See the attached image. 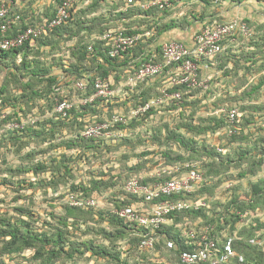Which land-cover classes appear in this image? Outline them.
Returning a JSON list of instances; mask_svg holds the SVG:
<instances>
[{"label": "rangeland", "instance_id": "obj_1", "mask_svg": "<svg viewBox=\"0 0 264 264\" xmlns=\"http://www.w3.org/2000/svg\"><path fill=\"white\" fill-rule=\"evenodd\" d=\"M38 1L44 3L41 7L42 13L29 19L32 24H39L40 17L45 16L46 13L48 15V12L53 9V5H49L47 0ZM144 1L147 0H133V3H128V0H106L103 3L100 1L94 11H89L88 6L82 0H78L75 5L76 12L73 15L75 18L71 22L74 23L77 17L83 15V13H79L80 11L85 12L84 21L95 20V25H90L95 35H98L96 33L103 27L106 28V31L125 30L127 32L135 26L136 28L133 30H144V32L135 34L143 35L151 32L147 37H143L147 39L144 40V43L140 44V40L137 46L132 49L133 52H137L138 57L131 59L127 68L120 69L108 78L111 82L110 88L112 90L119 88L120 92L109 103L103 104L102 113L99 116L103 119L101 122L111 120L115 114L129 116L132 108L143 103L140 101L141 99L156 98L159 88L168 83L169 75L164 73L154 81L151 86L152 90L143 98L140 97L141 99L138 95L140 94L139 87L133 91L122 87L127 77L132 75L138 66L147 62L152 56L158 62L162 57V44L165 42L160 40L161 38L156 33L154 34V25L158 24L159 26L161 22L160 19H156L157 22L153 24L143 17V11L137 5ZM206 3L209 5V2ZM128 4L131 6L127 7ZM196 7L201 8L199 12L196 11L198 9ZM180 8L176 12L182 11L185 16L182 15L175 22L179 25L182 24L184 28L195 24L191 20H186V16L192 14L198 18L205 9L203 6L199 7V5L191 3L184 4ZM124 9L127 10L126 13H130V10L135 12L132 17L136 16L137 18L123 20L119 16L120 13L114 14L116 11L121 12L120 10ZM170 9L172 8H166L163 11L155 10L153 16L162 19L169 14ZM138 10L140 13H136ZM93 12L95 14H92ZM237 13L239 17L242 16L241 10H238ZM28 16L25 14L27 19ZM71 22L68 23V26H71ZM217 22L225 23L229 20ZM244 22L249 27L251 35L249 37L238 35L235 41L227 43L237 46L238 52L234 53L232 49L227 56L221 54L211 62L199 64L197 80L202 83V86L179 89L180 103L161 105L162 107L157 108L158 110L151 116L145 120L142 119L137 124L138 126L144 124L142 129L139 127L128 128L127 131L131 135L133 133L135 139H124L123 131L122 137L112 135L94 153L86 150L81 151L79 148L69 150L63 145L64 143L60 144V140H67L69 135L74 134L76 128H69V124L67 127L61 128L60 124L54 125L45 121L43 116L49 109L45 95L49 86L45 82L41 83L39 79L55 77L56 85L60 86V90L57 92L59 96H67L75 106H80L79 101L84 96L75 90L72 83L69 82L71 77H79L69 74L68 70L69 66L75 63L72 53L76 51L75 48L78 44L91 40L95 35L89 36V31L84 30L69 40L68 33L54 39L50 45L37 43L26 53L25 57L22 52L15 59L12 57L2 59L0 62V89L3 91L0 94V99H2L0 102V221L3 220L7 223L21 219L28 223L32 229L36 228L47 234L49 229L41 222L46 220L55 226L49 214L54 213L56 216L66 214L63 206L67 203L66 196L71 185H88L90 180L95 178L106 183H116L115 186L118 188L131 177H144L149 174L150 169L156 166L155 160L165 158L162 155L164 151L168 152L167 158L172 159L180 157L193 159L198 163L202 161V158L211 159L209 164L212 166L202 168L203 175L209 182L202 186L198 184L193 186L192 189H196V192L194 194L190 192L187 199L193 202L201 201L205 204L206 207L200 208L202 210V216L199 217L201 220L211 215L216 217L220 213L228 214L229 209H234L231 205L227 207L232 199L241 201L239 205L243 207V210H246L244 208H247L248 204L243 203L252 196V185L264 180V158L257 157L264 146V23L257 26L256 24L252 25L251 21L244 20ZM74 28L77 32V28L73 26L72 29ZM197 33L193 35L195 36ZM143 44L146 46L143 50L147 49V52L141 55L143 50L140 47ZM252 44L255 50L245 51ZM149 50L150 52H148ZM132 51L130 50V52ZM130 56L132 55L129 54L128 57ZM144 57H147L146 60H143ZM22 60L26 61L27 68L23 66ZM137 62L140 63L135 65ZM215 62L218 67H223L227 62H230L231 65L228 69L218 71V80H224L221 83L222 88L220 86L217 88L214 83L216 72L215 65L212 63ZM90 75L95 76L94 73ZM216 90H221L217 97L215 96ZM233 107H236L240 114L238 124L227 122L225 111H223ZM179 108L182 113L178 110ZM211 118L224 120L219 130L216 132L209 130L201 135H195V133L188 135L198 143L197 151H193L191 148L184 150L177 142L168 139L169 132L179 128L182 124L194 122L196 125L203 124L204 127H215V123L209 121ZM14 124L24 125L22 128H15ZM27 128H30L27 133L17 132L19 137L14 133L13 138L16 139L10 135V130L23 131ZM229 129L234 130L232 134L228 133ZM41 131L46 136V142H43L35 133L39 132L40 134ZM243 152L248 153L246 157L243 156L239 160ZM214 153L215 155L210 156ZM39 161L46 165V172H35L34 168ZM155 168L157 169V167ZM51 172L56 174L55 182L58 186L55 191L47 188L46 185L40 186L39 184L40 180H48ZM100 202L103 203L102 200ZM252 204L258 209L257 216L263 220L264 202L260 199H253ZM193 217L188 218L192 220ZM78 218L83 221L80 216ZM49 219L51 220L49 221ZM72 221L70 220V222ZM84 222L86 224H82V226L68 228L70 241L100 243L104 241L101 230L112 229L108 221H103L99 217L91 218V220L87 218ZM5 229L6 224L0 223V231ZM174 231L178 230L174 229ZM248 236V234L245 235V237ZM8 240V237L5 239L0 237V263L41 264L32 258L33 250L6 254L4 247ZM78 249L79 253L74 254L72 259L68 260L62 257L61 260L55 259L51 264L100 263L90 257V252H84L83 246ZM165 253L163 246L161 251L155 247L149 257L156 259L165 256Z\"/></svg>", "mask_w": 264, "mask_h": 264}, {"label": "trees", "instance_id": "obj_2", "mask_svg": "<svg viewBox=\"0 0 264 264\" xmlns=\"http://www.w3.org/2000/svg\"><path fill=\"white\" fill-rule=\"evenodd\" d=\"M62 1L63 0H54V2L57 3L56 6L61 4ZM82 1L84 2L89 1V3H87L88 6L87 9L89 11H94L96 10V7L98 6L100 1L103 3L106 0H82ZM200 1L208 2L207 0H200ZM56 6L50 12H48L49 13L48 15L46 13L45 16L42 15V17H40L39 24H42L44 21H50L53 18L55 14ZM137 6L140 8V5ZM75 12L76 9L74 7L65 24H63L60 27H55L53 29L47 30L46 34L41 35L36 40L35 45L37 43L41 45H50L51 43H53L54 39L63 37L65 34L68 33H69L68 36L69 40H72L78 33L84 30L89 31L90 34L89 36L95 35L94 32L92 31V28H90L91 24L95 25L94 23L95 20L84 21L83 15L85 14V12L80 11L79 13H83V15L77 17L75 22L72 23L71 20L75 18L73 16ZM153 12L154 11H152L151 9V12L143 13V17H146L147 15H149V13H153ZM134 13L135 12L133 11L131 12L130 10V13H121L119 14V16L123 20L124 19L130 20V18H132V16L134 15ZM136 13H140L139 10ZM19 15L22 18V23L20 27L25 28L27 25H34L31 23L30 20L27 21L26 20L27 18L25 16L21 14ZM69 22H71V26H68ZM73 26L77 28L78 30L77 32L75 31V28L72 29ZM154 26H155L154 34L156 33V35L159 36L161 30L167 29L171 25H167L163 29L160 26H158V24H155ZM105 29H106L105 27L99 29L98 33H96L98 35H95L91 40L83 41L79 43L78 46L75 48L76 51L72 53L73 57H75V63L69 66L68 71L69 74L75 75L79 78L71 77L69 82H71L72 86H74L76 81L85 80L86 91L85 93H83L84 97L92 94V85L96 79L98 78L108 79L110 76H112V74H116L120 69L127 68V64L131 63V59L138 57L137 52L132 51V49L135 48L133 47L132 49H130L132 52L128 50L125 53L121 54L120 57L111 58L108 55V48L107 46L104 45V42L95 39V37L101 36L104 32H106ZM139 32L140 31L132 30V29L127 30V32L125 31L126 34H130V35ZM154 34L152 35L154 36ZM10 35H13V33H11ZM144 40L147 39L145 38L141 39L140 44L141 42L144 43ZM89 46H91V50L88 49ZM144 46L145 45L143 44V46L140 47L141 50H143V48L146 47ZM31 48L25 45L24 47L18 50H13L7 53H0V62L2 59H6L9 57L15 59L22 52H24V57H25L26 53L29 50H31ZM145 52H147V49L145 51L144 50L141 51V55H144ZM127 54L128 55L130 54L132 56L128 57ZM222 54H225V52H223ZM225 55L227 56L228 54ZM146 58L147 57H144L143 60H146ZM22 61H23V66L27 68L26 61L24 60ZM207 62H211V60H207L206 63ZM138 63L140 62H137L135 65H138ZM212 65H215V63H212ZM139 67L140 66H138L137 68ZM92 73H94L95 76L90 75ZM39 81L41 83L45 82L46 85L49 86L45 95V101H48L47 107L49 108L48 110L45 111L43 116L45 121L47 123H53L54 125L60 124L61 128L67 127L68 126L67 124H69V128H73V127L76 128L74 134L69 135V138L67 140L65 139L60 140L61 142L60 144L64 143L63 145L66 147V149L69 150L79 148L81 149V151L86 150L91 153L97 152L101 148V146L106 142V140L109 138L84 139L80 137L79 133L84 129L85 125L101 122L103 120L99 118L100 114L102 113L103 104L109 103L111 99L108 101L96 100L92 103L80 105L81 107L74 106L68 112L66 117L61 118L59 115L52 113L56 101H63V100H67L70 102L72 101L67 96H61V97L59 96V93L57 92L60 90V86L56 85L57 80L55 77H47L44 80L39 79ZM144 86L145 84L139 86V93H140L138 94L139 98L140 97L143 98L145 94H147L150 90H152L151 86H149V88H146L145 90H142ZM181 88L186 89L188 87L186 85H181L174 88H170L169 93L179 91V89ZM2 93L3 91L0 89V94ZM218 93L219 92L216 90L215 93L216 97L219 95ZM149 100L150 99L148 98L145 100L141 99L140 101L145 103L148 102ZM1 101L2 99H0V102ZM180 101L181 99L179 101H165L163 104L166 103L173 104V102L180 103ZM161 105L159 107L150 108L147 112L139 115L137 118L131 119L127 125L119 126L118 129L124 131V139H130V140L135 139L133 137V133L131 135V133L128 132L127 130H129L130 128L134 129L137 127L142 129L144 127V124L139 126L137 124L142 119L145 120L147 117L151 116L153 112L158 110L157 108L162 107ZM178 110L180 111V113H182V110H180V108ZM239 118H237L235 124H238ZM209 121L215 123V127L212 126L204 127L203 124L196 125L194 122L182 124V126H180L179 128L173 130L172 132H169L168 139L177 142L178 145L181 146L184 150H189L191 148L193 151H197L196 147L197 148L199 147L198 143L194 140V138L188 135L192 133H195V135L196 134L201 135L207 133L209 130H211V132H216L217 130L220 129L221 125H223L224 123L223 119H216V118H211L209 119ZM28 129L30 128L24 129L23 131L10 130V135L13 138L14 133H16L18 136L17 132L27 133ZM35 133L38 135L39 138H41L43 142L47 141L44 132L40 134L39 132H35ZM262 148L263 149L260 150L257 155L258 158H264V146ZM203 149L205 150L206 148ZM247 153L248 152L241 153V158H239V160L242 159L243 156L246 157ZM162 155L165 158H157L155 160L156 162L155 167H157V169H161L164 167L173 166L185 162H193L197 165L199 171L203 173L202 168H205L206 166H212V164H209L211 162L210 158H202V161L198 163L196 160L193 159H185V158L183 159L180 157L175 159L167 158L169 155L168 152L166 151L162 152ZM213 155H215V153L210 154V156ZM155 167L151 168L150 169L151 171L149 172L155 171L156 169ZM34 170L36 173L47 171L46 165L40 161L37 162V165L34 168ZM55 175L56 174L54 172H51L50 178L48 180H40L39 183L40 186L46 185L48 186L47 188L51 189L52 191H55L56 187L58 186L56 185L57 183L55 182ZM133 178H138V176L137 177L134 176L129 179H133ZM162 180L163 179H158V181H162ZM150 181L151 180L149 179H145L144 183H148ZM208 182L209 180L206 179L203 175V181L198 185L202 186L203 184H207ZM124 183L120 187L116 188L115 186L116 183H112V182L106 183L101 179L93 178L90 180L88 185L85 184L71 185L66 198L69 196V194H77L83 198H94L95 200H97L98 206L92 208H77V207H70L67 203L64 204L65 206H63V209L66 212L64 216H56L54 213L49 214L50 218L54 221L53 224L55 226H53L50 222H47L46 220H42L41 224H44V226L48 227L49 229L48 230L49 233L47 234L42 233V231H38V229L36 228L32 229V227L28 223H26L24 220L21 219H18L16 222L8 221L7 223L1 220L0 221L1 224L3 225L6 224V229L0 231V237L4 239L7 237L9 238V240L6 241L7 245L4 247L5 253L15 254V253H21L26 250H33L34 254L32 258L34 260L41 262V264H51L55 259L61 260L62 257L68 260L72 259L74 257V254L79 253L78 248L83 246L84 252H90L89 253L90 257L100 262L99 264H161L167 262H174L181 251L190 249V246L186 244V242L188 241H186L181 234L184 231V229L194 227L199 231L206 225H214L216 226L215 229V233H217L216 236L219 239L220 238L222 239V236L225 233H231L235 235L233 248L237 254H241L244 256L245 261L243 263H238L237 261H234L232 264H264L263 262L264 253L258 251L257 249L247 244V240L249 238L255 236L258 232H260V230H264V219L261 220V218L257 216L256 213L258 209L255 208L254 204H252L253 199H260L262 202H264V180L261 181L260 183H256L252 185V190H251L252 196L249 198L247 202L243 203V204H248V207L244 208L246 210H243L242 209L243 207L239 205L241 201H239L238 199H232L228 203L227 207L231 205L232 207H234L235 210L229 209L228 214L220 213V215L216 217H213L212 215L210 217L206 216L207 217L206 219L201 220V218L199 217L202 216V210H200L199 208L197 210L191 209L189 211L170 215V217L168 218L169 223L167 225H163L160 231L158 232L161 236V239L155 245L156 249L160 251H161V247L163 246V249L166 253L165 256H160L159 258L156 259H152L149 257V255H151L154 252L155 248L153 251L147 253H141L140 251L137 250V246L143 238L142 233L144 234L146 233V231L137 228L135 225L125 223L123 220L119 219L110 211L112 208H120L128 205H133L138 202L137 198L131 196L130 194L125 193L122 190ZM192 192H193L192 194H194L196 192V189H194ZM189 194L175 195L172 197V199L187 200ZM100 200H102L103 202L102 204ZM244 212L246 213V216H244L245 214ZM78 216L83 218V221L79 220ZM192 216H194L193 219L189 220L188 217H192ZM98 217L101 218L103 221H108V223L112 226V229L110 230H105V228L101 230V233L104 236L103 242L95 243L93 241H84L82 243H78V242L70 241L68 228L70 227L75 228V226H82V224H86V222L84 221L87 220V218L88 220H91V218L95 219ZM51 219H49V221ZM70 220L73 221L70 222ZM241 220L245 222V225L237 229V225ZM174 229H177L178 231L175 232ZM246 234H248L249 236L245 237ZM168 240L173 241V243L175 244L174 249L169 250L166 248V242ZM157 255L159 254L157 253ZM0 264H2V262Z\"/></svg>", "mask_w": 264, "mask_h": 264}, {"label": "built area", "instance_id": "obj_3", "mask_svg": "<svg viewBox=\"0 0 264 264\" xmlns=\"http://www.w3.org/2000/svg\"><path fill=\"white\" fill-rule=\"evenodd\" d=\"M175 0H147L140 4L142 11L151 9L163 11L170 8ZM213 4H219L227 0H208ZM78 0H63L56 6L55 14L50 21L42 24L27 25L20 27L22 18L11 9L10 0H0V53H7L18 50L25 45L29 48L35 45L36 40L47 33V30L60 27L65 24L74 9ZM133 3V0H128ZM13 33V35H10ZM238 35L249 37L251 35L247 24L241 20H231L225 23L212 21L205 23L194 36L192 45L188 46L180 41H169L162 44L161 60L155 61L154 56L143 63L139 68L128 76L123 88L128 91L136 90L140 85L154 80L164 73L168 74V83L160 88L159 96L150 99L148 102L132 108L129 116L115 114L111 120L91 123L84 126L79 133L84 139L110 138L116 135L123 136V131L119 126H125L128 122L147 112L150 108L159 107L165 101H179L181 93L179 91L169 93L170 88L181 85L187 87L202 86L197 80L199 64L212 60L222 54L228 47V42L232 43ZM144 37L140 34H126L124 30H108L95 39L104 42L108 48V55L111 58L120 57L121 54L135 47ZM91 50V46L88 48ZM111 82L108 79L98 78L93 82L92 94L80 99L79 104L85 105L96 100L108 101L120 89L112 90ZM74 88L82 94L86 91L85 80H78ZM75 106L73 102L63 100L56 101L52 113L61 118L67 116L68 112ZM222 111V110H221ZM225 111L229 123L235 124L240 117L237 108L233 107ZM222 111V112H223ZM33 123V121H32ZM24 124H14L13 127H23ZM233 131L229 130L231 134ZM145 179L151 180L144 183ZM158 179H163L158 181ZM203 181V173L199 171L193 162H185L173 166L156 169L144 177L129 179L122 187V190L138 199L133 205L120 208H112V214L123 220L127 224L135 225L137 228L146 231L142 233V240L137 246L141 253L153 251L155 245L160 241L158 233L163 225H167L170 215L197 210L203 206L201 201L173 200L175 195L189 194L193 186ZM67 203L70 207L92 208L98 206L94 198H83L77 194H69ZM246 216V213L244 214ZM245 225L241 220L237 229ZM216 226L206 225L201 230L194 227L184 229L181 233L190 249L181 251L174 262L161 264H232L234 261L243 263L244 256L237 254L233 248L235 235L225 233L222 239L215 233ZM247 244L258 251L264 253V230H260L255 236L247 240ZM166 248H175L173 241L166 242Z\"/></svg>", "mask_w": 264, "mask_h": 264}, {"label": "crops", "instance_id": "obj_4", "mask_svg": "<svg viewBox=\"0 0 264 264\" xmlns=\"http://www.w3.org/2000/svg\"><path fill=\"white\" fill-rule=\"evenodd\" d=\"M12 5H11V9L14 13H19L23 16H25V14L29 15L28 19L33 18L34 15H37L39 13H42V5L44 3H42L41 1L39 2L38 0H10ZM208 1V0H207ZM145 2V1H144ZM204 1H200V0H175L173 1V4L171 5L170 12L167 16H164L161 18L159 17H155L153 16V13H149V15L146 16V19L151 21L153 24L157 20H159L161 22V25H159L162 29L167 26V25H171L170 27H168L167 29L161 30L159 37L161 38L160 40L164 41V42H169V41H180L185 43L186 45L190 46L192 45L193 42V34L197 33L201 27L209 21H219V20H223V21H230V20H241L244 22V20L247 21H251L252 25L256 24L258 26V24H262L264 23V0H227L225 2L219 3V4H213L211 2L208 3L204 2ZM47 3H49V5H53V8L56 6L57 3L54 2V0H47ZM86 5L87 3H89V1L85 2ZM142 3V2H141ZM141 3H139L138 5H140ZM194 4V5H199V7L203 6L205 7V9L203 10V13L197 18L194 15H188L186 16V20H191L193 21L195 24L191 25L190 27H183L182 24H177L175 21H178L180 19V17H182V15H184V13L182 11H180L179 13L176 12V10H178L180 7H182V5L184 4ZM77 4V3H76ZM131 5L128 4L127 7H130ZM135 6V4H134ZM198 8V7H196ZM141 9V8H140ZM181 9V8H180ZM179 9V10H180ZM201 9V8H200ZM200 9H196L197 12L200 11ZM159 11L157 9H152V11ZM238 10H241V17H239V14L237 13ZM116 11L114 14L118 15L119 13H126L125 11L127 10H120ZM142 11V10H141ZM171 11H173L171 13ZM147 12H151L150 11H146ZM143 13H145L143 11ZM92 14H95V12H93ZM185 16V15H184ZM137 18L132 17L130 18V20ZM219 19V20H218ZM163 23V24H162ZM197 23H201V24H197ZM182 25V26H181ZM136 27H132L130 29H135ZM139 31V30H137ZM140 32H144V30L142 29ZM264 32V29H263ZM151 32H147L144 35V37H147L148 34H150ZM192 35V36H190ZM234 44H228V47L225 51V54H228L232 49L233 52L236 53L238 52V48L237 46H233ZM255 50L253 44L248 46L246 48L245 51H252ZM150 52V50L148 51ZM132 61V60H131ZM230 62L226 63L225 65H223V67H218L217 66V62H215V80L214 83L216 85V87L218 88L219 86L222 88V84L224 82L223 79L218 80L219 76H218V71L219 70H224V69H228L230 68ZM228 76V75H226ZM157 79V78H156ZM151 80L148 83L145 84V86L142 88V90H145L146 88H149V86H152L154 81L156 80ZM227 81V80H226ZM220 83V84H219ZM160 89V88H159ZM219 93L221 92V90H217Z\"/></svg>", "mask_w": 264, "mask_h": 264}]
</instances>
